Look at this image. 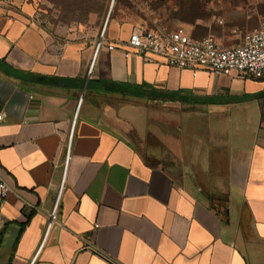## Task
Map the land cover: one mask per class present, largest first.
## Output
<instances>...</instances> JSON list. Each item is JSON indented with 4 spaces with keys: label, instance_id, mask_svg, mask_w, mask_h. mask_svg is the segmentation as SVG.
Wrapping results in <instances>:
<instances>
[{
    "label": "crops",
    "instance_id": "1",
    "mask_svg": "<svg viewBox=\"0 0 264 264\" xmlns=\"http://www.w3.org/2000/svg\"><path fill=\"white\" fill-rule=\"evenodd\" d=\"M65 33L0 4V264H264V80Z\"/></svg>",
    "mask_w": 264,
    "mask_h": 264
},
{
    "label": "rangeland",
    "instance_id": "2",
    "mask_svg": "<svg viewBox=\"0 0 264 264\" xmlns=\"http://www.w3.org/2000/svg\"><path fill=\"white\" fill-rule=\"evenodd\" d=\"M111 2L0 0V4L8 8L27 5L36 24L56 37L65 31L67 39H72L78 32L86 38L96 39L104 28V35H107L112 31L129 33L139 27L163 26L169 29L184 27L194 38L212 37L224 46H231L239 40L240 34L231 35L230 28L254 25L257 14L264 16V0H114L110 10ZM247 14L254 17L245 21ZM172 111L167 107L161 112L166 114L167 124H174ZM160 112L158 107L150 105L145 123L157 125L161 120L164 122L165 115L160 116Z\"/></svg>",
    "mask_w": 264,
    "mask_h": 264
},
{
    "label": "built area",
    "instance_id": "3",
    "mask_svg": "<svg viewBox=\"0 0 264 264\" xmlns=\"http://www.w3.org/2000/svg\"><path fill=\"white\" fill-rule=\"evenodd\" d=\"M104 34L105 28L98 36L94 54L106 46L109 51L119 49L125 59L158 57L166 66L190 71L193 76L203 71L214 77L264 80V25L244 34L231 46H224L212 37L194 38L184 27L138 28L132 30L126 40L111 44L105 43ZM8 193L9 188L0 177V200ZM56 208L55 204L48 215L45 234L55 220Z\"/></svg>",
    "mask_w": 264,
    "mask_h": 264
},
{
    "label": "water",
    "instance_id": "4",
    "mask_svg": "<svg viewBox=\"0 0 264 264\" xmlns=\"http://www.w3.org/2000/svg\"><path fill=\"white\" fill-rule=\"evenodd\" d=\"M113 2H114V0H112L111 6H110V10H111V8H112ZM110 10H109V11H110ZM29 78H30V77H29ZM30 79H34V80H36V81L40 80L39 78H30Z\"/></svg>",
    "mask_w": 264,
    "mask_h": 264
},
{
    "label": "trees",
    "instance_id": "5",
    "mask_svg": "<svg viewBox=\"0 0 264 264\" xmlns=\"http://www.w3.org/2000/svg\"><path fill=\"white\" fill-rule=\"evenodd\" d=\"M139 28H141V27H139ZM143 29H146V28H143Z\"/></svg>",
    "mask_w": 264,
    "mask_h": 264
},
{
    "label": "bare ground",
    "instance_id": "6",
    "mask_svg": "<svg viewBox=\"0 0 264 264\" xmlns=\"http://www.w3.org/2000/svg\"><path fill=\"white\" fill-rule=\"evenodd\" d=\"M105 25V24H104Z\"/></svg>",
    "mask_w": 264,
    "mask_h": 264
}]
</instances>
